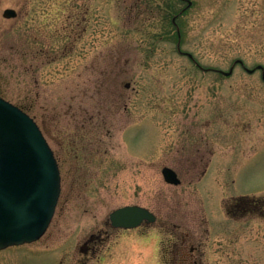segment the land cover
I'll return each mask as SVG.
<instances>
[{
  "label": "rangeland",
  "instance_id": "obj_1",
  "mask_svg": "<svg viewBox=\"0 0 264 264\" xmlns=\"http://www.w3.org/2000/svg\"><path fill=\"white\" fill-rule=\"evenodd\" d=\"M190 1L0 0V95L36 120L61 174L44 234L0 264H171L172 242L174 264H264V0ZM125 204L152 210L158 233L85 251Z\"/></svg>",
  "mask_w": 264,
  "mask_h": 264
},
{
  "label": "water",
  "instance_id": "obj_2",
  "mask_svg": "<svg viewBox=\"0 0 264 264\" xmlns=\"http://www.w3.org/2000/svg\"><path fill=\"white\" fill-rule=\"evenodd\" d=\"M2 15L14 18L17 11L5 8ZM235 63L243 62L236 59ZM256 68L264 78V67ZM245 69L252 72L255 68ZM232 70L233 66L219 71L229 75ZM161 172L166 182L180 183L174 169L164 166ZM60 189L56 158L38 124L0 96V249L40 238L52 219ZM109 219L114 226L134 227L143 219L153 221L154 214L139 205H126L111 211Z\"/></svg>",
  "mask_w": 264,
  "mask_h": 264
},
{
  "label": "flooded vegetation",
  "instance_id": "obj_3",
  "mask_svg": "<svg viewBox=\"0 0 264 264\" xmlns=\"http://www.w3.org/2000/svg\"><path fill=\"white\" fill-rule=\"evenodd\" d=\"M200 158H201V156H200ZM208 163H209V160L206 161L205 165L207 166ZM169 167H171V166H169ZM253 207L257 208V207H255V205H253ZM261 209H260V211H261ZM153 214H154V220L153 221H146V219H143L142 223L140 225L135 226V227H129V228L128 227L125 228V227L114 226V225H112L111 220L108 218L106 221L103 222V226H101V228H100L101 230L98 229L96 233L93 231L89 233L87 238L84 240V246H85L84 250L86 251V249L89 248L90 249L89 252H91L92 254L96 253V251L99 250V246L104 241H107L112 236V234L115 233L117 230L139 228L140 229L139 232L142 233L144 228H154L156 230V232L158 233L159 225H157V222H159V218L154 212H153ZM156 242H158L157 239H156ZM190 250H191V253H193L192 251H194L195 248L191 247ZM162 252H165V250ZM177 252H179V251H178V249H176V244H175V242H172L169 244L168 249L165 253L167 255L164 254L165 256H163L162 259L163 260L166 259L168 263L174 264L176 262V259L178 258ZM158 254H159V251H158ZM179 256L180 257L183 256V258H184L186 255H182L181 253H179ZM197 262H198V259L194 258L190 261V264H197Z\"/></svg>",
  "mask_w": 264,
  "mask_h": 264
},
{
  "label": "trees",
  "instance_id": "obj_4",
  "mask_svg": "<svg viewBox=\"0 0 264 264\" xmlns=\"http://www.w3.org/2000/svg\"><path fill=\"white\" fill-rule=\"evenodd\" d=\"M259 198H257V199H253V205H255V207H257V208H255L254 210H257V211H260V209H261V206L259 205V202L261 201V200H258ZM239 209V208H238ZM235 210L236 209H234V211L232 212V209H230L229 211H230V213H233V214H235Z\"/></svg>",
  "mask_w": 264,
  "mask_h": 264
}]
</instances>
